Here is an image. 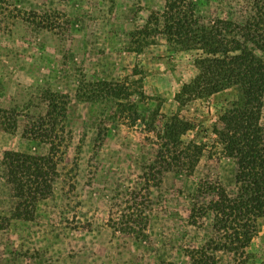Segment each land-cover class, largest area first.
<instances>
[{
  "label": "rangeland",
  "instance_id": "374dc122",
  "mask_svg": "<svg viewBox=\"0 0 264 264\" xmlns=\"http://www.w3.org/2000/svg\"><path fill=\"white\" fill-rule=\"evenodd\" d=\"M256 1L192 0L204 23L243 22L255 15ZM6 3L10 14L0 28V264H191L189 252L200 247L214 264H264V217L245 248L213 250L228 233L216 231L213 215L204 211L214 198L207 187L229 195L236 189L234 161L213 128L238 91L183 96L203 54L184 51L161 33L165 0ZM49 108L66 110L57 128L52 190L35 207L19 209L3 154H48L46 137L42 142L35 132L41 126L48 132L50 125L39 120ZM174 115L192 125L182 145L202 149L192 174L155 162L167 142L163 125ZM260 124L264 128V102ZM192 204L200 208L196 223L189 218Z\"/></svg>",
  "mask_w": 264,
  "mask_h": 264
},
{
  "label": "trees",
  "instance_id": "16d2710c",
  "mask_svg": "<svg viewBox=\"0 0 264 264\" xmlns=\"http://www.w3.org/2000/svg\"><path fill=\"white\" fill-rule=\"evenodd\" d=\"M263 3L254 2L255 15L240 23L218 18L204 23L197 3L192 0H165L161 14V33L170 42L184 51L200 50L203 54L196 60L197 75L183 86V96L201 98L227 89L238 91L237 98L219 117V126L213 128L225 156L232 159L236 167L234 195L227 194L220 186L207 187L214 198L204 211L213 215L216 231L228 233L223 243L215 245V251H231L232 246L236 251L237 246L245 248L257 232L258 220L264 217V128L260 124L264 102ZM9 14L6 0H0V28ZM65 112V108H49L39 120L42 125H50L46 134L41 132L43 126L35 132L42 142L46 137L51 146L48 154L12 151L3 154L7 182L19 201V209L35 207L37 201L51 193L54 157L59 147L55 141L60 137L57 128L65 120ZM191 128L192 125L179 115L169 118L162 130L167 142L155 162L164 164L165 169L175 174H192L202 149L194 143L182 145L181 137ZM199 209L192 204L191 223H196L194 215ZM189 257L191 264H214L215 261L203 247L189 252Z\"/></svg>",
  "mask_w": 264,
  "mask_h": 264
}]
</instances>
